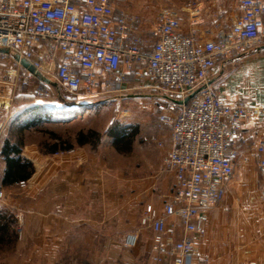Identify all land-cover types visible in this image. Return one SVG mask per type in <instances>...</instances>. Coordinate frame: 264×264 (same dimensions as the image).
I'll list each match as a JSON object with an SVG mask.
<instances>
[{"label": "built area", "instance_id": "obj_1", "mask_svg": "<svg viewBox=\"0 0 264 264\" xmlns=\"http://www.w3.org/2000/svg\"><path fill=\"white\" fill-rule=\"evenodd\" d=\"M124 1L0 0V113L11 107L17 81L25 85L35 77L22 60L78 97L127 90L129 79L157 90L167 104L160 119L170 133L162 163L174 180L161 214L149 207L140 218V226L152 231L147 264L206 263L197 248L204 235L201 213L228 194L238 157L242 163L254 161L263 178L264 203V137L252 145L250 157L238 156L244 124H264V101L227 102L208 84L218 60L264 44V0H239L230 26H215L212 36L193 24L201 0L187 30L177 12L163 8L148 32L154 40L151 51L140 32L141 18L120 7ZM37 90L46 91L43 81ZM10 186L23 188L26 181ZM139 233H127L124 246H136Z\"/></svg>", "mask_w": 264, "mask_h": 264}, {"label": "crops", "instance_id": "obj_2", "mask_svg": "<svg viewBox=\"0 0 264 264\" xmlns=\"http://www.w3.org/2000/svg\"><path fill=\"white\" fill-rule=\"evenodd\" d=\"M238 3L239 0H201L199 7L207 15L203 23L193 24L207 36H212L216 16L225 20L226 27L230 26L237 14ZM141 33L143 35L146 30ZM152 46L147 51H151ZM131 82L137 84L136 80L129 79L124 86ZM148 84V81L143 82L145 86ZM208 84L227 102L239 98L250 104L263 102L264 44L218 60ZM154 132L145 141L152 144L147 158L152 160L150 165L157 167L154 170L158 172L161 160L170 148V133L160 128ZM263 137L261 121L244 124L240 138L243 144L238 156L247 155L252 145ZM4 139L12 138L6 136ZM95 148L90 144L75 145L72 152L44 154L33 143L22 144L21 155L31 161L34 171L26 180V187L16 190L30 191L46 184L54 188L55 194L23 193L4 201L6 211L14 219L10 230L15 242L10 249L12 253L3 258L4 249L0 243V264H78L77 251H122L126 234L137 230L142 249L148 256L152 231L140 226V218L149 207L161 214L162 201L152 188L159 186L160 178L155 173L147 187L140 181L114 180L107 166L98 163L100 150ZM235 172L229 194L217 206L201 213L204 235L197 241V248L208 261L203 263L194 259L192 264H264V203L260 197L263 178L250 164H241L239 157L235 161ZM168 178L172 186L171 171ZM114 187L118 189L116 194ZM243 187L245 192L241 191ZM168 221L174 219L170 217ZM102 236L104 242L98 247L97 242L103 240ZM35 237L38 241H33Z\"/></svg>", "mask_w": 264, "mask_h": 264}, {"label": "rangeland", "instance_id": "obj_3", "mask_svg": "<svg viewBox=\"0 0 264 264\" xmlns=\"http://www.w3.org/2000/svg\"><path fill=\"white\" fill-rule=\"evenodd\" d=\"M194 1L125 0L119 6L128 13L136 14L141 18L140 32L146 30L143 37L146 48L149 49L154 40L148 35V32L154 25L156 13L163 8L174 10L180 17L182 29L187 30L193 23L191 16L194 12ZM206 15L207 12L199 7L195 14L198 17L196 22L203 23ZM214 23V25H220L221 27L226 25L225 20L222 17H218V15ZM195 27L203 32L199 27ZM38 83L39 80L35 77H32L29 83L25 85H22L20 80L17 81L11 107L8 111L0 113V147L4 138L10 136L12 138L10 139L11 142H17V138L22 139L23 145L25 143H33L38 147L39 151H42L41 148H44V143L51 142L50 132L52 131H57L61 136L69 138L73 147H75V135L78 131L95 130L98 133L97 147L95 149L98 148L100 150L98 163L107 166L108 173H111L112 178L114 180L115 178L129 179L135 183L140 181L145 183V187H147L150 185L149 181L157 173L160 178L159 188L157 186L152 188H155L153 191L159 199L163 200L171 187L168 178L170 171L163 166V159L161 160V166H159L160 170H158L159 168L157 169L158 172L154 170L157 167L151 166L152 160L147 158V152L152 148V144L144 140V138L155 133L154 131L157 128L169 131L166 124L160 121L162 112L167 110V104L160 97L157 90L140 88L141 82H137V84L131 82L132 84L128 85L130 88L127 90L89 99L78 97L65 91L54 78H50L49 83L44 82L45 92L37 90ZM32 106L36 108L35 111L31 109L33 108ZM50 111L57 112L58 115L56 116L66 118V122L55 124L44 120L46 118L45 113ZM38 118L39 120H37ZM32 120L36 121L34 125L26 129L21 128L26 122ZM113 131L119 132L121 136L119 138H123V141L118 143V148L113 145L114 140L109 135ZM251 148L247 154L249 157ZM241 164H250L251 168L256 170L251 157L247 163L241 162ZM4 168L5 163L0 156V190L4 193V197L0 200V210H6L4 201L17 194L24 193L38 196L55 194L53 192L54 188L46 184L43 187L38 185V187L25 192L17 191L10 185H2L1 180ZM236 172H234L233 179L236 178ZM108 173L107 176H109ZM113 190L114 194L118 192L116 187ZM242 190L246 191L244 187L241 188ZM101 240L97 242L98 247L104 242L103 236ZM33 241H38V238L35 237ZM14 242L2 246V249H4L2 258L6 254L12 253L10 249ZM141 243L139 233L136 246L129 248L123 245L122 251H77V263L147 264L149 254L146 256ZM111 254L112 257H110ZM122 257L123 260L121 259ZM115 259L118 260L115 261Z\"/></svg>", "mask_w": 264, "mask_h": 264}, {"label": "trees", "instance_id": "obj_4", "mask_svg": "<svg viewBox=\"0 0 264 264\" xmlns=\"http://www.w3.org/2000/svg\"><path fill=\"white\" fill-rule=\"evenodd\" d=\"M33 107V106H32ZM35 111V107L31 108ZM46 118L44 120L59 124L60 122H66V118L56 116L57 112H47L45 113ZM39 120V118L37 119ZM36 121L32 120L26 122L21 128L26 129L34 125ZM51 142H45L44 148L42 147V153L53 154L59 153L73 148V144L70 139L61 136L57 131L50 132ZM110 137L114 140L113 145L118 148V143L123 141L119 132H111ZM98 138V133L95 130H80L75 135V144L78 146L90 144L92 148L97 146L96 140ZM22 141L11 142L8 139L2 141L0 147V156L2 157L5 168L2 175L1 183L4 186H9L13 182L26 181L32 175L34 168L30 160L21 155ZM0 243L1 245L11 244L14 242L15 236L10 230V225L14 222L11 215L6 210H0Z\"/></svg>", "mask_w": 264, "mask_h": 264}, {"label": "water", "instance_id": "obj_5", "mask_svg": "<svg viewBox=\"0 0 264 264\" xmlns=\"http://www.w3.org/2000/svg\"><path fill=\"white\" fill-rule=\"evenodd\" d=\"M21 64L23 67L27 68V70L32 73L37 79L49 83V80L47 78H44L41 74H39L31 65H29L27 62L24 60L21 61ZM188 98L184 99V103L187 102ZM178 103H181L180 101H177Z\"/></svg>", "mask_w": 264, "mask_h": 264}]
</instances>
